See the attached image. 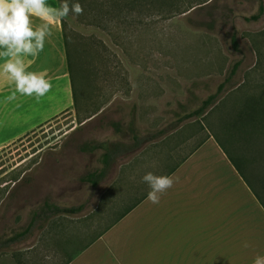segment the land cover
<instances>
[{
  "label": "rangeland",
  "instance_id": "1",
  "mask_svg": "<svg viewBox=\"0 0 264 264\" xmlns=\"http://www.w3.org/2000/svg\"><path fill=\"white\" fill-rule=\"evenodd\" d=\"M68 2L84 9L62 18L77 104L0 140V242L24 231L45 201L83 210L37 219L23 239L0 246V264H62L147 191L137 188L146 173L163 176L208 135L264 202V10L250 19L258 1ZM222 83L215 104L190 116ZM135 134L142 147L119 156L97 187L81 181L102 168L104 150L88 147L126 146Z\"/></svg>",
  "mask_w": 264,
  "mask_h": 264
},
{
  "label": "crops",
  "instance_id": "2",
  "mask_svg": "<svg viewBox=\"0 0 264 264\" xmlns=\"http://www.w3.org/2000/svg\"><path fill=\"white\" fill-rule=\"evenodd\" d=\"M48 5L59 8L58 0ZM49 23L44 50L24 64L44 73L52 88L38 100L17 93L8 101L14 88L0 76V140L18 138L73 105L64 27L61 19ZM169 171L174 184L158 204L147 195L128 197L123 206L133 207L68 264H253L264 256V208L214 138ZM146 185L137 188L150 190Z\"/></svg>",
  "mask_w": 264,
  "mask_h": 264
},
{
  "label": "clouds",
  "instance_id": "3",
  "mask_svg": "<svg viewBox=\"0 0 264 264\" xmlns=\"http://www.w3.org/2000/svg\"><path fill=\"white\" fill-rule=\"evenodd\" d=\"M80 3L69 4L62 0L59 8L50 7L48 0H0V76L11 83L14 90L7 97L8 101L16 99V94L35 97L45 96L52 84L42 72L27 71L25 57H37L44 50L45 42L52 35L50 21L60 20L69 13L83 14ZM41 21L34 25L33 19ZM150 191L147 200L158 204L162 194L173 187L170 176H158L152 172L142 177ZM247 247V244L244 245ZM253 264H264V256H256Z\"/></svg>",
  "mask_w": 264,
  "mask_h": 264
},
{
  "label": "trees",
  "instance_id": "4",
  "mask_svg": "<svg viewBox=\"0 0 264 264\" xmlns=\"http://www.w3.org/2000/svg\"><path fill=\"white\" fill-rule=\"evenodd\" d=\"M257 1H258V12H257L256 15H254V16H252L250 18L251 20H257L261 16V14L263 13V10H264L262 0H257ZM61 21H62V24H63V19H61ZM232 44H233L234 47H236V41H235L234 37L232 38ZM65 51H66L67 70H68L69 80H70V85H71V94H72L73 106H76V104H77V93H78L77 88H78V82H79L80 77H79V74H78L77 61L74 59V57L72 55V51H71V49H70V47L68 45L66 36H65ZM238 66H239V63H235L232 66V68L230 70V73L228 75V78L232 77L236 73V70L238 69ZM223 87H224L223 83L221 85H219L218 88H217L216 93H214L213 95L208 96L201 103L200 107L198 109H196L190 116L201 117L206 112V110L209 109V107H211L213 104H215V102L217 101L218 95L223 91ZM111 125H112V127L115 130L117 129V126H118L117 123H111ZM207 137H209V135ZM143 141L144 140H142L138 135L135 134L133 136V138H132V143L129 144V145H126V146H120V145H114V144H108L107 145L105 143H102V144H98V145H95V146H91L90 148L88 147L89 151H93V150L98 149V148L104 150V152L101 155L102 168L100 170H98V171H94V172L86 174L85 176H83L81 178V181L90 184L93 188L97 187L98 184L104 179V177L108 173V170L110 169V167L118 160L119 156L120 157H122V156L126 157V156H129L130 154L138 151L142 147V144L144 143ZM203 141L200 142L192 151H194L196 148H198L203 143ZM83 150H85V149H83ZM185 159H186V156L184 158H182V160L178 164H180ZM231 162L233 163L232 160H231ZM178 164H176L170 170L172 171L175 167H177ZM233 165L236 167V169L239 171V173L242 176L243 174L237 168V166L234 163H233ZM170 173L171 172L168 171L163 176H168ZM242 177L247 182V184L250 186L252 192L254 193V195L257 197V199L260 201L261 205L264 208V202L261 199V197L252 188V186L244 178V176H242ZM149 191L150 190H147L146 192H144L140 196V198H144L148 194ZM132 207L133 206L127 207L123 211L122 214L123 215L126 214L129 211V209L132 208ZM82 210H83V205H78V206L70 207V208H66V207L60 208V207H58L56 205L50 204L49 202L45 201L39 207V209L36 212H34L33 217L31 219V222L29 223L27 228L24 231H22L21 233H16L13 237L7 239L6 241L0 242V246H7V245H9L11 243H14V242H16L18 240L23 239L25 237V235H27V233H29L30 228L34 227V224L36 223L37 219L43 220L45 222H49L50 218H52V217L53 218L54 217H58L59 218V217H62V216H75V215L79 214ZM61 232H59V234ZM97 237H95L91 241H89L83 248H85L86 246L91 244ZM76 254H74L73 256L69 257L62 264H68Z\"/></svg>",
  "mask_w": 264,
  "mask_h": 264
}]
</instances>
